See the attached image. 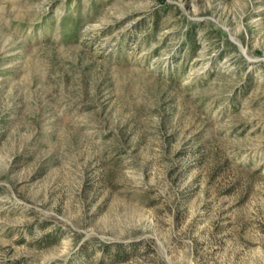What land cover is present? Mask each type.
Here are the masks:
<instances>
[{
    "label": "rangeland",
    "instance_id": "obj_1",
    "mask_svg": "<svg viewBox=\"0 0 264 264\" xmlns=\"http://www.w3.org/2000/svg\"><path fill=\"white\" fill-rule=\"evenodd\" d=\"M264 264V0H0V264Z\"/></svg>",
    "mask_w": 264,
    "mask_h": 264
},
{
    "label": "trees",
    "instance_id": "obj_2",
    "mask_svg": "<svg viewBox=\"0 0 264 264\" xmlns=\"http://www.w3.org/2000/svg\"><path fill=\"white\" fill-rule=\"evenodd\" d=\"M82 264V263H81Z\"/></svg>",
    "mask_w": 264,
    "mask_h": 264
}]
</instances>
